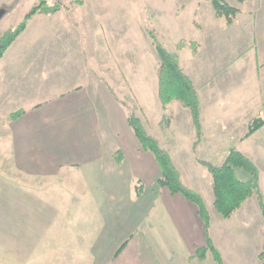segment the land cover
Wrapping results in <instances>:
<instances>
[{"label":"crops","instance_id":"obj_1","mask_svg":"<svg viewBox=\"0 0 264 264\" xmlns=\"http://www.w3.org/2000/svg\"><path fill=\"white\" fill-rule=\"evenodd\" d=\"M94 1L35 14L0 60V143L8 148L0 156L10 167L0 182V264H217L210 251L191 259L206 244L203 222L192 202L158 186L159 166L140 147L130 110L203 198L224 264H262L256 197L223 218L196 158L219 164L234 147L264 164V124L245 137L250 121L264 119V0L229 2L240 10L230 25L212 5L194 10L197 48L184 63L186 47L177 54L200 100L196 148L189 110L159 101L156 50L147 60L141 49L128 67L126 36L105 17L104 0Z\"/></svg>","mask_w":264,"mask_h":264},{"label":"trees","instance_id":"obj_2","mask_svg":"<svg viewBox=\"0 0 264 264\" xmlns=\"http://www.w3.org/2000/svg\"><path fill=\"white\" fill-rule=\"evenodd\" d=\"M215 14L223 17L225 23L230 25L240 10L226 0H209ZM243 2L244 0H235ZM64 4L59 1L48 3L47 0H38L25 13L22 20L14 27L7 29L0 36V60L6 49L23 32L29 21L37 13L52 14L62 9ZM159 57L158 66V98L163 108L169 103L177 100L190 112L191 122L194 129L193 148H196L202 140V126L200 119V100L192 81L183 72L179 64L177 52H171L165 48L150 31H147ZM177 50L189 47L193 52L197 48L196 41L180 40L175 45ZM22 111H15L10 114L12 120L17 119ZM128 123L144 151L153 154L159 169L160 175L157 184L160 188H167L171 194L179 193L192 202L200 219L203 222L206 244L198 247L191 259L203 260L207 251L212 253L217 264H224L221 254L214 246L210 237V214L200 194L186 187L180 178L179 172L172 163L169 153L163 149L159 142L145 129L142 120L134 110L129 111ZM264 124V119L258 117L250 121L245 137L251 135ZM197 162L205 167L212 178V189L214 194L213 205L220 216L230 218L241 205L251 196H255L260 212L264 218V200L260 191V172L254 162L236 148H230L219 164L198 159ZM118 161H120L118 159ZM243 171L247 177L241 178L238 171ZM158 193H156L157 195ZM259 259L264 264V244L259 253Z\"/></svg>","mask_w":264,"mask_h":264},{"label":"rangeland","instance_id":"obj_3","mask_svg":"<svg viewBox=\"0 0 264 264\" xmlns=\"http://www.w3.org/2000/svg\"><path fill=\"white\" fill-rule=\"evenodd\" d=\"M37 1L38 0H0V35L7 29L18 24L25 13ZM47 1L48 3L59 1L64 4V7H68V4L73 3V6L78 8L79 5L83 4L84 0ZM226 1L230 3L233 2V0ZM94 2L96 4L98 3L96 0ZM104 6L105 17L108 16L111 24L116 25L115 29L122 32L121 36H126V43L124 45L121 44V47L126 46L127 66L129 67L131 65L133 67L136 65L137 56L140 54L141 49L144 58L147 56V60L150 59V52L154 51V53H156L155 46L151 42L147 31L152 32L157 37L158 41L171 52L178 51L175 47V42L177 41H196L199 33L194 27V25L197 26L196 20H193L195 18L194 10L198 8L204 9L207 6L211 7V3L209 0H104ZM154 10L159 12V15L162 16L159 23L154 19ZM177 12L178 14H176ZM174 15L176 17L172 19L171 16ZM167 35H169L168 38L165 37ZM116 48L118 49V45H116ZM123 50L124 49H122V51ZM136 52H138V54ZM189 53V48L186 47L180 56L182 63L189 57ZM129 57L131 58L128 59ZM114 92L118 98L125 100L118 86L114 87ZM128 102L131 103L129 100ZM128 108L133 109L129 104ZM0 149L3 150V153H8V148L5 147V144L3 146L2 142L0 143ZM7 158L8 157L4 155L0 156V182L6 181L10 174ZM217 158L218 157L210 158L213 164H218L217 162L219 161H215ZM260 165V179L262 186H264V164L261 162ZM5 202V198L4 201H0V215L1 213L6 214Z\"/></svg>","mask_w":264,"mask_h":264}]
</instances>
